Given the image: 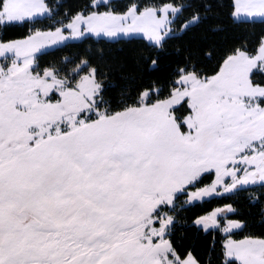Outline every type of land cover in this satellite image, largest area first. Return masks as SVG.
I'll list each match as a JSON object with an SVG mask.
<instances>
[{
  "label": "snow or ice",
  "instance_id": "obj_1",
  "mask_svg": "<svg viewBox=\"0 0 264 264\" xmlns=\"http://www.w3.org/2000/svg\"><path fill=\"white\" fill-rule=\"evenodd\" d=\"M0 264H264V0H0Z\"/></svg>",
  "mask_w": 264,
  "mask_h": 264
}]
</instances>
